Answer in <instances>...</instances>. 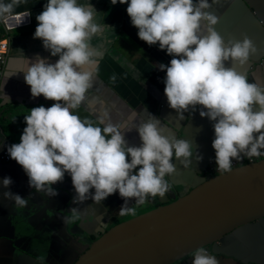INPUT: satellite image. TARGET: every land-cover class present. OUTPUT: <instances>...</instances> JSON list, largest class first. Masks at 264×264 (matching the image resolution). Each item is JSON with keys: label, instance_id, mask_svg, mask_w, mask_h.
Segmentation results:
<instances>
[{"label": "clouds", "instance_id": "1", "mask_svg": "<svg viewBox=\"0 0 264 264\" xmlns=\"http://www.w3.org/2000/svg\"><path fill=\"white\" fill-rule=\"evenodd\" d=\"M117 2L128 5L127 14L140 40L149 46L158 43L160 50L173 57L169 65L158 66L166 70L164 94L169 107L183 117L184 112L199 106L204 109L200 116L214 122L216 158L210 159L206 177L264 158V84L249 82L236 70V65H246L258 50L247 35L225 40L215 30L219 17L209 9L221 0H111L113 5ZM20 3L27 0L7 4L0 0V16L21 15L14 19V25L22 22L21 26L7 35L9 48L11 35L30 25L28 11H13ZM97 15L89 2L48 0L36 17L34 39L42 40L44 48L59 59L50 64L38 58L27 67L24 78L33 97L43 96L55 103L31 109L24 116L27 127L20 143L4 151L23 168L29 186L37 192L54 197L57 192L52 185L62 182L68 173L76 193L74 202L87 200L91 189H95L91 196L94 203L119 192L125 200L119 214L126 215L134 213L127 205L129 199L143 204L149 196H166L172 186L166 177L176 172L174 157L184 168L190 167L193 157H202L194 153L188 140L163 135L154 117L135 127L141 145L128 147L124 133L133 129L122 130V125L104 121L99 122L104 125L101 128L73 113L92 87L96 73L99 52L91 47V41L102 32L95 21ZM0 27L2 39L7 33L1 23ZM226 62L232 66L226 67ZM0 98L5 102L10 99L6 95ZM245 157L248 159L239 161ZM211 161L222 173H208ZM232 162L237 165L232 167ZM12 183L10 177L2 181L4 188ZM2 195L16 206L28 204V198L11 191ZM205 248L194 253L192 264H219Z\"/></svg>", "mask_w": 264, "mask_h": 264}, {"label": "crops", "instance_id": "2", "mask_svg": "<svg viewBox=\"0 0 264 264\" xmlns=\"http://www.w3.org/2000/svg\"><path fill=\"white\" fill-rule=\"evenodd\" d=\"M3 2L11 3V0ZM47 2L27 0L13 7V11L30 13V25L11 35L10 56L0 77V97L10 98L8 102L0 98V155L11 145L20 143L27 127L24 116L30 114L31 109L49 108L55 103L43 96L33 97L24 78L27 67L38 58L50 64L59 59L44 48L42 40L34 39L36 17ZM79 2H89L94 7L98 14L95 21L102 32L91 41V47L99 52L92 87L73 113L101 128L104 125L99 122L104 121V124L122 125V130L133 129L124 133L128 147L141 145L135 127L154 117L159 120L163 135L188 140L194 153L202 159L193 157L190 167L184 168L174 157L176 172L166 177L172 185L166 196H149L143 204H136L135 198L129 199L127 205L134 208V213L126 215L119 214L125 204L119 192L101 203H94L91 196L95 189H91L87 200L74 202L76 193L71 176L65 173L62 182L52 185L57 195L49 197L29 186L28 176L16 161H0V264H72L85 250L86 243L103 230L172 202L174 197L199 184L210 158H216L212 147L214 122L200 116L204 109L199 106L194 111L184 112L183 117L169 107L164 94L166 70L161 71L158 66L169 65L173 57L166 50H160L158 43L149 46L139 39L138 29L132 26L126 11L128 5L119 2L113 5L111 0ZM209 11L219 17L215 30L225 40H239L247 35L254 42L257 54L246 65H236V70L244 73L249 82L264 84V0H221L220 5ZM1 34L0 27V37ZM225 66L232 65L226 62ZM130 159L128 157L129 162ZM5 177L13 181L10 188L3 187ZM5 191L28 198L27 206H16L4 199ZM204 250L215 255L219 264H264V219L236 229ZM193 255L177 264H192Z\"/></svg>", "mask_w": 264, "mask_h": 264}, {"label": "water", "instance_id": "3", "mask_svg": "<svg viewBox=\"0 0 264 264\" xmlns=\"http://www.w3.org/2000/svg\"><path fill=\"white\" fill-rule=\"evenodd\" d=\"M205 174L172 202L103 230L72 264H177L264 219V158Z\"/></svg>", "mask_w": 264, "mask_h": 264}, {"label": "built area", "instance_id": "4", "mask_svg": "<svg viewBox=\"0 0 264 264\" xmlns=\"http://www.w3.org/2000/svg\"><path fill=\"white\" fill-rule=\"evenodd\" d=\"M21 15H13L11 13L5 14L4 16H0V23L4 29L5 36L0 39V76L2 75L5 65L7 62V58L9 56V39L7 38V35L14 29L19 28L21 26V23H17V26L14 25V19L18 20ZM11 158L8 154V150L4 151L0 156V161L7 162ZM232 167H235L237 165V162H232ZM208 173L210 175L222 173L220 171H217V165L215 161H211L209 164Z\"/></svg>", "mask_w": 264, "mask_h": 264}]
</instances>
